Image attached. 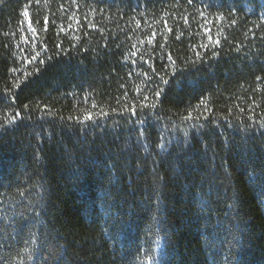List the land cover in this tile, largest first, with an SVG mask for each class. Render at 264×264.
<instances>
[{
	"label": "trees",
	"instance_id": "1",
	"mask_svg": "<svg viewBox=\"0 0 264 264\" xmlns=\"http://www.w3.org/2000/svg\"><path fill=\"white\" fill-rule=\"evenodd\" d=\"M0 264H264V0H2Z\"/></svg>",
	"mask_w": 264,
	"mask_h": 264
},
{
	"label": "snow or ice",
	"instance_id": "2",
	"mask_svg": "<svg viewBox=\"0 0 264 264\" xmlns=\"http://www.w3.org/2000/svg\"><path fill=\"white\" fill-rule=\"evenodd\" d=\"M0 2H2V0H0ZM24 15H26V16H27V15H28V13H27V12H25V13H24ZM33 31H35V29H33ZM169 31H171V29H169ZM216 43H219V41H216ZM165 83H167V81H165ZM156 95H159V92H157V93H156ZM145 99H147V98H145Z\"/></svg>",
	"mask_w": 264,
	"mask_h": 264
}]
</instances>
